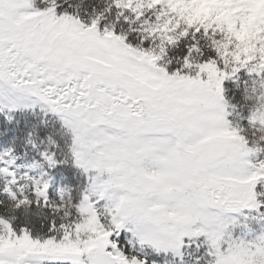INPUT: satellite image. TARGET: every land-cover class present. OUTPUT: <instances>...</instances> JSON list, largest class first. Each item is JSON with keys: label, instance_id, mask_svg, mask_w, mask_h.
Returning a JSON list of instances; mask_svg holds the SVG:
<instances>
[{"label": "snow or ice", "instance_id": "1", "mask_svg": "<svg viewBox=\"0 0 264 264\" xmlns=\"http://www.w3.org/2000/svg\"><path fill=\"white\" fill-rule=\"evenodd\" d=\"M0 264H264V0H0Z\"/></svg>", "mask_w": 264, "mask_h": 264}]
</instances>
